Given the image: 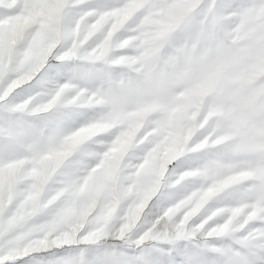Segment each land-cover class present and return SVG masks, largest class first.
Masks as SVG:
<instances>
[{
	"label": "snow or ice",
	"instance_id": "1",
	"mask_svg": "<svg viewBox=\"0 0 264 264\" xmlns=\"http://www.w3.org/2000/svg\"><path fill=\"white\" fill-rule=\"evenodd\" d=\"M0 264H264V0H0Z\"/></svg>",
	"mask_w": 264,
	"mask_h": 264
}]
</instances>
